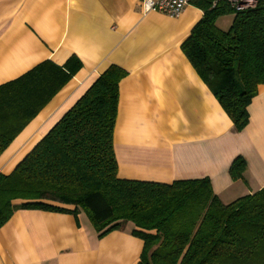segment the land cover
I'll use <instances>...</instances> for the list:
<instances>
[{
	"label": "crops",
	"instance_id": "obj_1",
	"mask_svg": "<svg viewBox=\"0 0 264 264\" xmlns=\"http://www.w3.org/2000/svg\"><path fill=\"white\" fill-rule=\"evenodd\" d=\"M141 0H0V86L51 62L81 68L0 157V174L21 160L112 65L119 83L113 147L117 178L172 184L208 179L228 205L264 189V86L241 132L183 56L202 19L143 12ZM244 162L241 176L230 168ZM73 210L72 208H67ZM131 223L98 237L84 211L16 210L0 227V264H139L144 243Z\"/></svg>",
	"mask_w": 264,
	"mask_h": 264
},
{
	"label": "trees",
	"instance_id": "obj_2",
	"mask_svg": "<svg viewBox=\"0 0 264 264\" xmlns=\"http://www.w3.org/2000/svg\"><path fill=\"white\" fill-rule=\"evenodd\" d=\"M216 0H194L204 14L181 45L201 81L241 132L247 108L264 86V0L235 13ZM233 13L227 32L217 19ZM44 62L0 86V157L79 71ZM110 66L19 162L0 174V227L16 210L84 211L98 237L131 223L144 243L139 264H264V189L224 205L208 179L172 184L117 178L113 135L119 83ZM244 162L230 168L241 176ZM72 208L73 210H68Z\"/></svg>",
	"mask_w": 264,
	"mask_h": 264
},
{
	"label": "built area",
	"instance_id": "obj_3",
	"mask_svg": "<svg viewBox=\"0 0 264 264\" xmlns=\"http://www.w3.org/2000/svg\"><path fill=\"white\" fill-rule=\"evenodd\" d=\"M194 0H141L140 7L146 14L156 13L165 15L170 18H178L180 14L192 4ZM258 0H216V3L221 2L226 4L235 13L254 9Z\"/></svg>",
	"mask_w": 264,
	"mask_h": 264
},
{
	"label": "rangeland",
	"instance_id": "obj_4",
	"mask_svg": "<svg viewBox=\"0 0 264 264\" xmlns=\"http://www.w3.org/2000/svg\"><path fill=\"white\" fill-rule=\"evenodd\" d=\"M234 16L233 13H226L217 19V27L223 32H227L232 25Z\"/></svg>",
	"mask_w": 264,
	"mask_h": 264
}]
</instances>
